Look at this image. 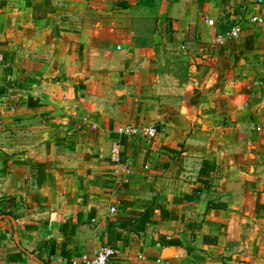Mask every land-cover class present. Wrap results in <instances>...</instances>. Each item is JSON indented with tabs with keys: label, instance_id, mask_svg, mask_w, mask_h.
Returning a JSON list of instances; mask_svg holds the SVG:
<instances>
[{
	"label": "crops",
	"instance_id": "0c3cea01",
	"mask_svg": "<svg viewBox=\"0 0 264 264\" xmlns=\"http://www.w3.org/2000/svg\"><path fill=\"white\" fill-rule=\"evenodd\" d=\"M0 114V264H264V4L0 0Z\"/></svg>",
	"mask_w": 264,
	"mask_h": 264
},
{
	"label": "built area",
	"instance_id": "2783aa9c",
	"mask_svg": "<svg viewBox=\"0 0 264 264\" xmlns=\"http://www.w3.org/2000/svg\"><path fill=\"white\" fill-rule=\"evenodd\" d=\"M258 4H264V0H256ZM248 19L252 22L261 21V18L256 15H249ZM207 25L214 26V20L212 18L205 19ZM242 32V24L235 23L225 29L224 31L215 34L213 43L216 46L223 45L224 43L237 39ZM120 48V46H117ZM86 117V116H84ZM85 121V118H83ZM3 127V118L0 114V130ZM117 131L124 137L136 136L141 134L145 137H153L157 133L155 125L151 126H137L131 123H123L118 126ZM109 159L114 162H120L121 159V141H115L109 151ZM113 251L107 246H100V248L92 255L91 258H83L84 264H110Z\"/></svg>",
	"mask_w": 264,
	"mask_h": 264
},
{
	"label": "rangeland",
	"instance_id": "374dc122",
	"mask_svg": "<svg viewBox=\"0 0 264 264\" xmlns=\"http://www.w3.org/2000/svg\"><path fill=\"white\" fill-rule=\"evenodd\" d=\"M99 1H106V0H94V2H99ZM112 1L114 2L115 0H112ZM143 1L151 2L152 0H143ZM99 8H102L100 4H99ZM122 8H124V9H122ZM115 9L116 10H113V13L115 12L117 14L116 17L119 18V19L120 18H124L126 15H129L130 12H131V11L127 10L125 7H120V8H115ZM158 18H160V16H157V19ZM184 68H185V64H181L180 65V69H182L183 71H185ZM168 71H171V70L168 69Z\"/></svg>",
	"mask_w": 264,
	"mask_h": 264
},
{
	"label": "trees",
	"instance_id": "16d2710c",
	"mask_svg": "<svg viewBox=\"0 0 264 264\" xmlns=\"http://www.w3.org/2000/svg\"><path fill=\"white\" fill-rule=\"evenodd\" d=\"M146 213V212H145ZM148 213H151V211L148 209ZM68 222H65L64 223V226L67 225ZM45 243H51V246H52V250L55 249V247L57 246V243L55 241H51V240H48V241H45ZM64 253L63 249H61V253Z\"/></svg>",
	"mask_w": 264,
	"mask_h": 264
}]
</instances>
